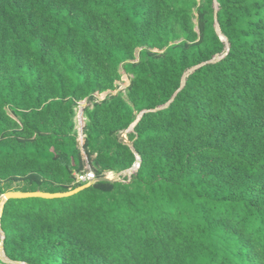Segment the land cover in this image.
Here are the masks:
<instances>
[{"label":"trees","instance_id":"1","mask_svg":"<svg viewBox=\"0 0 264 264\" xmlns=\"http://www.w3.org/2000/svg\"><path fill=\"white\" fill-rule=\"evenodd\" d=\"M136 157L6 201L0 264H264V0H0V198Z\"/></svg>","mask_w":264,"mask_h":264},{"label":"water","instance_id":"2","mask_svg":"<svg viewBox=\"0 0 264 264\" xmlns=\"http://www.w3.org/2000/svg\"><path fill=\"white\" fill-rule=\"evenodd\" d=\"M221 39H222V37H221ZM133 126H134V124L132 125V127ZM132 127H131V129H132ZM118 140H119L120 143H122L124 145H127L128 147L132 148L131 143L127 140V138L125 137L124 133H120L118 135ZM139 162H140L139 158L136 157L135 164L130 169L124 171L123 173L132 174L133 170L138 167ZM97 181L113 182V180H110L107 177H103L101 179H97ZM92 184L93 183L85 184L83 186H80V187H78V188H76L74 190H71L69 192H66V193L49 194V193H44V192H20V191H9V192H6L0 198V216H1V213H2L3 205L8 200H12V199H28V198L55 199V198L69 197V196H72L74 194H77L78 192H80L83 189L91 186ZM0 234L2 236L1 231H0ZM1 254L4 257L3 252H2V244L0 243V255ZM14 264H21V263H14Z\"/></svg>","mask_w":264,"mask_h":264},{"label":"rangeland","instance_id":"3","mask_svg":"<svg viewBox=\"0 0 264 264\" xmlns=\"http://www.w3.org/2000/svg\"><path fill=\"white\" fill-rule=\"evenodd\" d=\"M121 80L117 83V90L115 92H108V93H104V94H95V98L96 100H103L105 98V96L107 94L110 95H114L117 92H124L126 87L129 84V77L127 75H125L123 72H121ZM87 106V103L85 101L80 102L76 108V117H75V124H76V130L78 132V145L80 146L82 144V127L84 125V118L82 116V110L84 107ZM129 131H131V129H129ZM125 137H126V133H124ZM117 174H108L107 178H109L110 180H115L118 181L119 179L121 180V175L116 176ZM0 259L2 260V262L4 263H9V261H7L2 255H0Z\"/></svg>","mask_w":264,"mask_h":264},{"label":"built area","instance_id":"4","mask_svg":"<svg viewBox=\"0 0 264 264\" xmlns=\"http://www.w3.org/2000/svg\"><path fill=\"white\" fill-rule=\"evenodd\" d=\"M134 171H135V169L133 170V172ZM108 174L112 175L113 173H108ZM108 174H106L105 176H107ZM118 175H121V180L120 179L118 180L120 182H128L130 179V176H131V174H127V173L117 174L116 176H118ZM75 177H76V181L78 183H82L84 185L88 184V183H94L97 181L95 175L93 174L92 171H90V169L87 166L85 167L84 172L76 174Z\"/></svg>","mask_w":264,"mask_h":264},{"label":"bare ground","instance_id":"5","mask_svg":"<svg viewBox=\"0 0 264 264\" xmlns=\"http://www.w3.org/2000/svg\"><path fill=\"white\" fill-rule=\"evenodd\" d=\"M2 255V254H1Z\"/></svg>","mask_w":264,"mask_h":264}]
</instances>
